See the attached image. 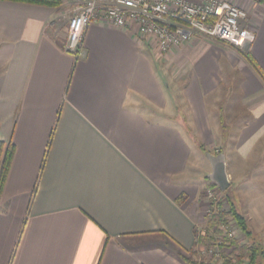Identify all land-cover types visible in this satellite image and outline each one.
<instances>
[{
    "label": "crops",
    "instance_id": "0c3cea01",
    "mask_svg": "<svg viewBox=\"0 0 264 264\" xmlns=\"http://www.w3.org/2000/svg\"><path fill=\"white\" fill-rule=\"evenodd\" d=\"M63 1L0 0V141L14 148L0 264H190L212 182L195 171L202 154L186 129L205 148L227 136L213 151L254 236L250 220L264 223V81L252 65L206 37L164 57L101 22L75 56L64 49L75 0ZM231 1L247 12L255 38L245 50L264 73V0Z\"/></svg>",
    "mask_w": 264,
    "mask_h": 264
},
{
    "label": "built area",
    "instance_id": "2783aa9c",
    "mask_svg": "<svg viewBox=\"0 0 264 264\" xmlns=\"http://www.w3.org/2000/svg\"><path fill=\"white\" fill-rule=\"evenodd\" d=\"M247 19L244 7L231 0H75L64 49L78 56L86 28L101 22L151 42L164 57L175 54L193 37H206L245 50L255 38ZM214 187L206 191L207 218L219 208V189ZM232 227L230 222L223 227L229 238L235 236ZM199 235L200 229L196 239ZM212 235L210 248L202 251L218 255L220 240Z\"/></svg>",
    "mask_w": 264,
    "mask_h": 264
},
{
    "label": "trees",
    "instance_id": "16d2710c",
    "mask_svg": "<svg viewBox=\"0 0 264 264\" xmlns=\"http://www.w3.org/2000/svg\"><path fill=\"white\" fill-rule=\"evenodd\" d=\"M13 2H23L37 5H44L49 7L59 6L62 0H7ZM245 59L252 65L254 70L258 73V75L264 81V73L261 68L253 61L250 54L246 50H238ZM187 133L190 132L189 129H186ZM190 139L195 143L198 149L202 153H206L208 150L200 143L195 137H190ZM13 144L10 142H1L0 141V193L2 191L5 178L7 172L10 167V163L13 156ZM222 150L217 152L212 151L213 154H218ZM215 186V184L211 183ZM219 193L224 194L227 198L228 209L218 208L209 218H207L206 227L208 232L216 235V237L220 240L221 247H230L232 250L229 255L225 256L223 264H241L244 259L247 260V264H258V262L264 258V251L262 247L254 240V236L252 231L248 228L245 218L236 208V205L232 199L229 197L226 191ZM220 206V205H219ZM232 219L236 226L238 227L242 238L246 241L244 243L237 241L235 238H229L224 233V226L228 223V221ZM210 234V233H209ZM190 264H212L208 260H200L197 261L192 254L189 257L185 258Z\"/></svg>",
    "mask_w": 264,
    "mask_h": 264
},
{
    "label": "rangeland",
    "instance_id": "374dc122",
    "mask_svg": "<svg viewBox=\"0 0 264 264\" xmlns=\"http://www.w3.org/2000/svg\"><path fill=\"white\" fill-rule=\"evenodd\" d=\"M62 2H65V1L62 0ZM71 7H72V5H71ZM66 24H67V21L63 23V29L65 28L64 29L65 35H66ZM164 63H166L165 60H162V61L158 62V65H160L161 67L164 68ZM169 69L172 70V68H169ZM164 72H166V71H164ZM169 80H170V78H169ZM173 81H172V79L170 80V82H172L171 85L173 83H175ZM180 84H181V82L180 81H177V83L175 85H172L171 86L172 87V90H173V93H175L176 95H179L180 94V89H181ZM176 122L183 123L184 126H187L186 125V118H184V116L181 114V112H180V114L176 113ZM223 134H221V133H217L216 134V139H215V142H214L213 146L206 147V150H208L207 152L213 151L214 148H215V146L223 147L224 145L227 144V141H226L227 136L226 135L223 136ZM187 135L189 137H195V139H197L196 135L193 133L192 130H190V132L187 133ZM216 142L218 144H216ZM200 153L202 154L201 161H199L198 165L195 166V171H196V173H198V176L203 181L205 180V182H208L207 181V178L205 177L206 174H207V171H208V161H207V158L205 156V153H202V152H200ZM192 167H194V165H192ZM206 186L207 187H205L203 189L202 193H200V196H199L200 199L202 198L203 200H207V198L205 197L206 194H207L206 191L207 190H212V189L215 188L214 185H212L211 183H208V185H206ZM217 193H216L217 194L216 200L219 202V205H220L219 207L220 208H224V209L227 210L228 209L227 198L224 196V194L219 193V192H217ZM226 193L228 194L229 197H231L229 190L226 191ZM232 199H233V197H232ZM228 222L233 223L232 230L234 231V235H235L233 238H235L237 241H240L242 243L246 242L242 238V235H241L238 227L236 226L235 222L232 219H230ZM257 222H258L257 219L255 220L253 218V220H250L251 226L250 225L249 226H250L251 229L253 228V231L255 232V234H254V240L262 247V249L264 251V223L259 221L260 222V225H259V223H257ZM253 224H255V226ZM204 229L203 230L200 229V235L198 236L197 243H196V245H199V249L196 251L197 255H195V257H196L195 259L197 261H200V260H208L212 264H223L224 259H225V256L226 255H229L232 249L230 247H224V246L221 247L220 245H218V248H219V251H220V253H218V255H214V254H211L209 252H203L202 249L204 247L207 248V249L210 248V244L212 242V238L214 237L211 234V232H208L207 229H205V230ZM241 264H247V260L244 259ZM258 264H264V258H262L258 262Z\"/></svg>",
    "mask_w": 264,
    "mask_h": 264
},
{
    "label": "water",
    "instance_id": "95a60500",
    "mask_svg": "<svg viewBox=\"0 0 264 264\" xmlns=\"http://www.w3.org/2000/svg\"><path fill=\"white\" fill-rule=\"evenodd\" d=\"M205 156L211 165V171L206 175V178L215 184L221 192H224L230 185L224 153L212 154L206 152Z\"/></svg>",
    "mask_w": 264,
    "mask_h": 264
}]
</instances>
